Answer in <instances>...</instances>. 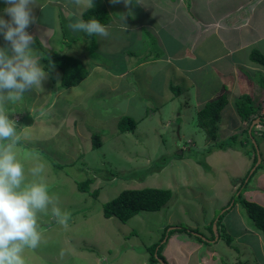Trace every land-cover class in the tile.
I'll return each mask as SVG.
<instances>
[{
    "label": "rangeland",
    "instance_id": "rangeland-1",
    "mask_svg": "<svg viewBox=\"0 0 264 264\" xmlns=\"http://www.w3.org/2000/svg\"><path fill=\"white\" fill-rule=\"evenodd\" d=\"M238 1L244 2L199 0L198 13L210 16L211 13L230 11L229 4ZM2 4L4 7V0H0V8ZM94 5L108 9L113 17L111 26L124 19V12L130 14V19H135H132L134 25L126 19L122 27L109 28L106 25L109 30L107 38L88 37L83 33V36L69 42L72 48L65 42L62 52L81 58L90 75L75 87L60 89V76L58 78L54 71L61 92L55 95L57 88L51 90L53 104L48 110L38 113L41 103L28 104L35 96L25 93L23 100L19 101L25 105V111L15 110L9 114L17 122L20 140L16 150L25 164L26 174L28 169L43 164L45 171L42 175L49 185L50 194L58 198V206L62 210L70 213L66 228L57 223L50 211L48 215L40 216L41 243L36 249L25 250L26 264H161L160 258L170 256L168 251L175 244L174 238L181 245L171 248L178 264H183L199 243L205 245V249L197 253L202 259L200 264H203V256L211 264H264V233L259 230L260 237L252 232L248 235L243 230L240 217L234 216L236 209L225 213L227 204L220 205L227 200L229 204L236 201L246 227L257 229L244 204L264 206V162L248 185L255 166L250 168L243 182L231 175L239 169L235 162L233 164L237 168L232 163L228 165L232 172L226 169L228 180L225 181L223 174L213 173L221 184L213 185L199 175L195 162L204 158L206 150L216 149L218 140L206 144L209 139L198 127V88L171 68L172 61L174 64L176 61L196 81H209L200 83L206 93H213L219 85L221 91V86L232 76L231 72L218 69L214 60L208 65L206 61L214 53L216 56L222 54L219 50H225V46L238 44V39L235 38L233 44L226 40L225 46L220 43L211 47L209 40L213 38V31L207 32L206 27L204 30L200 27L196 34L198 56L195 58L191 50L184 48L188 37L182 33H187L186 29L180 30L189 16L172 8L171 5H176L172 0H141V4L134 3L131 9L123 3L112 4L110 0H94ZM143 12L147 14L149 24L158 20L154 26L160 28L162 36H158L155 29H138ZM33 13L36 15L37 12ZM156 38L159 43L155 42ZM162 49L165 50L164 58H150L162 54ZM184 49L190 58L195 59L182 54ZM225 57L231 59V55L226 54ZM201 59L204 61L200 62ZM196 66L200 67L199 70ZM125 67L129 69L121 73L120 69ZM205 67L211 71L209 76L203 69ZM260 67L264 71V67ZM257 74L264 75V72L257 71ZM212 76H217L216 82H220L214 88L210 82ZM252 76L257 78L254 73ZM245 83L239 95L244 92ZM176 88L182 92L175 99ZM250 90L255 97V88ZM54 97L58 98L54 100ZM173 98L174 101L171 100ZM235 106L230 100L221 118L229 121L226 124L237 127L239 117ZM124 115L133 117L138 124L133 130L119 133L117 123ZM256 130L253 136L262 149L264 138L259 133L264 126L260 131ZM94 134L100 137L102 144L99 147L93 146ZM182 135L184 138L179 142ZM233 135L238 136L239 132H232L223 140L230 142ZM245 135L247 133L243 132L244 138ZM190 139L193 146L184 149L182 154V148ZM237 141L234 147L240 148ZM189 157L193 162L188 165ZM87 178L95 180L90 189L99 192L96 198L78 189V182ZM28 179H32L30 174ZM143 187L168 188L173 195L161 210H142L127 222L104 216L105 202L125 189ZM241 191L242 195H239ZM211 218H214L212 230L210 225L203 228L202 225L205 227ZM215 222L221 235L217 245L205 242L208 237L202 233L216 240ZM227 236L232 239L233 246L228 245ZM155 243L158 245L152 252L151 246ZM210 245L212 248L209 249ZM218 252L223 254V259ZM152 254L157 260L152 261Z\"/></svg>",
    "mask_w": 264,
    "mask_h": 264
},
{
    "label": "crops",
    "instance_id": "crops-1",
    "mask_svg": "<svg viewBox=\"0 0 264 264\" xmlns=\"http://www.w3.org/2000/svg\"><path fill=\"white\" fill-rule=\"evenodd\" d=\"M172 1L174 3H176L175 6L171 5L172 8L180 9L183 13H185V14H187V16H189V18L186 21H184V23L182 24V27L180 28V30L183 31V29H186L187 33H182L183 35L188 37V42L186 44H184V48L187 49V51L191 50V55L194 54L195 58L198 56L196 53V49H195V43H196V41H198L196 34L200 31L199 30L200 27L203 30L206 27L207 32L213 31L212 32L213 38L209 40V42L211 41V43H212L211 47H216V46L220 45V43H222L225 46L227 43L226 40H228L230 43L233 44L235 41V38L238 39V41H239V42H237L238 44H236L232 47H230L231 45L228 47L225 46L224 49L226 51L225 50H219L222 52V54H218V56H216L214 53V55H212L211 57H208L209 59H208V61H206V63L208 65V64H210V62H212L214 60L213 62L217 64L218 69H220L221 71L226 70V71L231 72L232 76H230V78L227 79V81L224 84L222 83L223 86H225V85L231 86V87L229 86L230 87L229 104H230V100H231L234 103V105H236L237 98L240 96L239 95L240 94V88L242 87V85H244L243 82H247V83H245L246 88L242 94H245L247 92L251 93L250 89L255 88L256 96L254 97V99H255L254 104H255V107H257L260 110V115H264V106H263V104H264V75L259 74L261 77V80H259V75L257 74V71H259V72H264V71L260 67L262 65L251 60V52L253 49L258 48L261 51H262V49H264V0H244L243 3L239 2V1L233 2V4H229L230 5L229 9H232V10L222 12L219 14L218 13H211L210 16L200 15L198 13L199 12V9H198L199 0H172ZM187 2L190 5H187L186 4ZM39 3L43 7L36 6L33 8V12H37L35 15V17L37 19H36V23L32 24L28 28V31H29V33L34 35L36 40L40 41L41 45L45 49H47L48 51H50L52 53L55 51H61V50H63V44H65V42L69 43L71 41H74L75 38H78V37L83 36L85 34V33L84 34L83 33H72L67 28V24L69 21L66 20V16L71 15V12L73 10V7L70 3V0H39ZM1 6L2 7L0 9H2V11L5 7H7V5L5 3H4V7H3V4ZM2 11H0V12H2ZM133 14H134V12H133ZM142 15H143V17L145 15V17L144 18L142 17L143 19L140 18L139 21L141 24L137 25L138 29H145V30H148L149 28H150V30L155 29V33L157 32L158 36L159 35L162 36L160 28L159 27L157 28L154 26V24L158 23V20L155 21V23H153V24H149L147 14L145 12H143ZM3 16L6 20L9 19V17L6 14H4ZM123 18L124 19L119 21L120 23L113 24L111 26L110 25L112 23L111 22L108 25V27L110 28V26L111 27L125 26V25H123L122 22H123V20H126V19L130 20V22H128V23H131V25H134L133 24L134 22L132 20L134 18H132V19L128 18L126 12H124ZM161 28H162V26H161ZM219 34L221 35L220 37H222V40H220ZM68 37H70V38H68ZM244 39H246V40H244ZM155 42L159 43L158 38H156ZM140 43H142V41ZM6 46L7 45H6V42L4 41L3 35H0V47H6ZM34 47H35V44H34ZM69 47L72 48L71 45ZM185 49H184L182 54H186V56L189 57V53L187 51L185 52ZM162 51H163L162 54H159L157 56L155 55L156 57L154 56V57H150V58L154 59V60L155 59L159 60L161 58H164L163 55H165V50L162 49ZM35 53L41 57V54H40L37 47H35ZM207 54H204V57L207 56ZM226 54H228L229 56L231 55V57H230L231 59H227L225 57ZM160 56H162V57H160ZM165 57H168V56L166 55ZM195 58L192 57L190 59H195ZM142 59L146 60V57L142 58ZM173 60L175 61V59H173ZM199 61L202 62L204 60L201 59ZM41 64L43 66H45V60L41 59ZM128 64L132 66L130 61ZM128 64H127V66H128ZM213 64H211V65H213ZM171 65L173 66V67L171 66V68L173 69V72L175 74L182 75L186 79H189L191 84L194 85L196 88H198V94H197L198 107L196 109L197 113L200 109H202L205 106V104L209 100H211L215 95H217L220 92V85H219V86H217L216 89H213V93H212V91L209 93H206L204 86L201 85L200 83H209V81L208 82L196 81L193 76L188 75V72H186L185 68H180L179 66H181V65L176 63V61H175V64L172 61ZM195 68H197V70H199L200 67L196 66ZM127 69H129V68L125 67L124 69H120V72L121 73L125 72ZM203 69L206 71V75L209 76L211 71L209 72L206 69V67ZM45 70L47 71L48 76L44 80V82L42 83V87L37 89V90H33V91L27 93V96H35V98L32 101H30L28 104L35 105V104L41 103V110H38L39 111L38 113L48 110V108L51 106V104H53V97H52L51 90L52 89L54 90V88L56 87L57 89L54 90V94L56 95L57 93L61 92L60 89L62 88V87H60V89H58L57 85H55V86L53 85L54 83L52 81L51 72H49V69H45ZM53 70L56 71L58 78L60 76V80H59V83H60L61 76H62L61 70L58 67H54ZM253 73L257 75L256 79H254V77L252 76ZM242 77H244V79H241ZM216 81H218V77L212 76V80H210V82H211V85L213 88L216 87V84L218 85V83H220V82H216ZM223 86H221V87H223ZM181 92L182 91H180V94H181ZM179 95H175L174 96L175 99ZM57 98L58 97H54V100ZM175 99L173 98L171 100L174 101ZM206 100H208V101L205 103ZM20 102H17L15 105H12L11 103H9L7 105V107L13 112L15 110H16V112H22L23 109L25 111V109H26L25 105L20 103ZM235 107H236L235 109L237 110V105ZM223 110H222V112H223ZM13 112H10V114H12ZM257 116H259V115H257ZM238 117H239V120H238L239 123H238L237 127L236 126H230V125L226 124V123H229V121H225L220 117L219 135H220L221 140H223V138H226L232 132H235V131L239 132V136H240L239 139L240 140L244 139L243 132L245 134V131L246 130L248 131V128L250 127V125L252 124L254 119L249 124V121L243 120L241 118V116H239V114H238ZM166 125H167V123H166ZM198 127H200V126L198 125ZM182 138H184L183 135L180 137L179 142L182 140ZM191 139L188 140L189 143H187V145H185L182 148V154L184 153V149H187L188 147L190 148L193 146V141H191ZM262 141L263 142H262L261 152H262V161L264 162V139H262ZM179 142L177 144H179ZM205 142L208 145V144H210L211 141L208 140ZM206 144H204V145H206ZM248 151L252 152V149L250 150L248 148ZM251 152L246 153L245 151H243L242 148H237V147H229L226 149L217 147L216 149L206 150L204 158L202 160H197V162H195V161L194 162H195V165L198 166L199 175L201 177H203L204 179L210 180V182L213 185H216V184H221V183L217 182V179H215V177L213 176V173L215 172V173H218L219 175L223 174L225 177V181L228 180L229 177L227 175L226 169L229 168V170H231V172H232V169L228 165L230 163L233 164V162H235L237 164L239 169H238V171H236V172L233 171L231 173L232 177L243 179L245 176H247V174H248V172H249V170L252 167L253 162H254V153H251ZM191 162H193V159L191 157H189L187 159V164L189 165ZM233 167L237 168L236 165H234V164H233ZM235 181H236V184L239 183L238 179ZM188 184L191 185V183H188ZM220 196H222V194ZM224 199L226 200V198H224ZM227 202L229 203V200H227L226 202H223L220 205L228 204ZM236 213L237 214L234 216H237V218L240 217V220L242 222V227H243V230L245 231V233L248 234V232H252L255 234L256 237H260L258 229L246 227V225L244 224V219L242 218L243 216H240V210L238 207H236ZM213 219L214 218L207 220L205 227H204V225H202L203 228H206L207 225H211L213 222ZM227 224H230V222H227ZM191 228H193V227H190V229ZM202 233L206 237L210 238L209 240H212L213 237H210L208 234H205V232H202ZM237 234L239 235V233H237ZM220 237L221 236L219 234V239H220ZM219 239L212 240V242L209 240H206L205 242H208V243H214L215 242V245H217ZM166 240H167V238H166ZM172 241L175 244L170 246V251H168V252H170V256L163 259L166 262V264H178V260L175 256V254H173L171 252V248L175 247V246L180 247L181 245L178 244V240L176 238H174ZM228 245L233 246L232 242H231V244H228ZM210 248H212L211 245L209 246V249ZM202 249H205V245H203L202 243L197 244L196 248H194L190 251V254L186 257V261L183 264H200L202 259H201L200 254H197V253L199 252V250H202ZM214 251H216V250H214ZM218 254H219V257L221 259H223V256H222L223 254L221 252H218ZM203 259H204L203 264H211L210 262L207 261V258H205V256H203ZM263 261H264V256H263ZM160 262H161V264H163L162 261H160Z\"/></svg>",
    "mask_w": 264,
    "mask_h": 264
},
{
    "label": "clouds",
    "instance_id": "clouds-1",
    "mask_svg": "<svg viewBox=\"0 0 264 264\" xmlns=\"http://www.w3.org/2000/svg\"><path fill=\"white\" fill-rule=\"evenodd\" d=\"M4 3L7 7L3 12L9 19L6 20L0 15V35H3L7 45L0 47V264H26L25 250L36 249L41 243L40 216L48 215L50 211L57 223L66 228L70 213L62 210L58 206V198L50 194L49 185L42 175L45 171L43 164L28 169L26 174L25 164L16 150L20 140L17 122L10 118L9 114L13 111L7 107L9 103L15 105L23 100L25 93L41 88L42 82L48 76L45 67L41 64L42 58L33 48L36 38L28 31L37 19L33 8L43 6L39 0H4ZM70 3L73 10L71 15L66 16V20L69 21L67 28L72 33H85L88 37L109 36L107 26L110 23L106 26L95 16L84 19V14L95 6L94 0H70ZM110 3H123L126 8L131 9L134 3L141 4V0H110ZM50 67L54 66L50 65ZM260 116L264 117V115L257 117ZM263 121L255 123L251 134L249 133L254 146L253 140L256 143L257 140L253 136V131L256 128V132L260 131L264 126ZM262 132L264 131L260 132L261 136ZM257 145L261 164L262 152L258 143ZM240 148L245 151L244 147ZM248 148L252 149L250 145L247 146V152ZM255 150L258 156L256 146ZM257 167L252 170L247 185ZM29 174L32 177L30 180ZM239 195H242V191ZM233 203L227 204L225 213L233 208L236 209V201ZM218 229L217 223L216 232L220 234ZM160 259L164 264V260Z\"/></svg>",
    "mask_w": 264,
    "mask_h": 264
},
{
    "label": "trees",
    "instance_id": "trees-1",
    "mask_svg": "<svg viewBox=\"0 0 264 264\" xmlns=\"http://www.w3.org/2000/svg\"><path fill=\"white\" fill-rule=\"evenodd\" d=\"M92 16L98 18L105 25L111 23L113 18L111 13L105 7H93L84 14V19L87 20ZM127 16L130 18V14H127ZM67 44L70 46L69 43ZM35 45L41 54V58L45 60L44 67L45 69H49V72H51L52 80L55 85H57V80L53 70L54 67H58L62 71L60 87L63 88L75 87L90 75L89 68L81 58L73 56L68 52H62V50L52 53L45 49L39 40H36ZM251 60L264 67V53L260 49L256 48L252 50ZM50 65H53L54 67H50ZM180 91L181 89L176 88V95H179ZM229 93V85L223 86V89L198 111L199 126L203 128L209 141L218 140L216 146L219 148L226 149L234 147L238 142L237 140H239L240 145L244 147L247 152V146L252 145V152L248 151V153H254V166L257 162L258 156L257 153H255V146L250 140L247 130L245 132L247 135H245V138L242 140L239 139V135L231 136L229 138L231 139L230 142L228 140H219V122L221 112L229 103ZM254 100V96L247 92L245 94H241L236 101L239 116H241V118L245 121H250V123L257 115L260 114V110L255 107ZM137 124L138 122L136 119L128 115H124L117 123L118 131L119 133H124L133 130L136 128ZM262 138H264V132H262ZM92 139L94 147L101 146L102 143L99 135L94 134ZM261 164L258 165L257 170L260 168ZM94 181L95 180L93 178H87L86 180L80 181L77 184L78 189L82 192H89L96 198L99 192L91 191L90 189V185ZM172 195V190L168 188L143 187L125 189L118 196L103 204V214L106 218L117 217L121 221L127 222L129 219L139 214L142 210H161L171 199ZM244 205L247 207L250 219L253 221L252 223L254 226L264 233V206L251 203ZM210 228L212 230V224L210 225ZM180 229H182V227ZM231 241L232 239L227 236L228 244H231ZM157 245L158 243H155L151 246V250L153 249L152 252H154ZM151 259L152 261L157 260L154 258L153 254ZM162 259L164 258L162 257Z\"/></svg>",
    "mask_w": 264,
    "mask_h": 264
},
{
    "label": "water",
    "instance_id": "water-1",
    "mask_svg": "<svg viewBox=\"0 0 264 264\" xmlns=\"http://www.w3.org/2000/svg\"><path fill=\"white\" fill-rule=\"evenodd\" d=\"M262 120H264V117H257L256 119H254L253 120V123H252V125H251V127H250V129H249V133L251 134V132H252V128H253V126H254V124L255 123H259L260 121H262ZM253 142H254V144H255V146H256V149H257V152H258V160H257V162H256V164H255V167L254 168H256L259 164H260V162H261V156H260V154H259V148H258V145H257V143L255 142V140H253ZM254 170V169H253ZM214 231L216 232L217 231V223L215 222V224H214ZM216 238L218 239V235H217V232H216ZM207 240V239H206ZM161 260V259H160ZM165 264V263H164Z\"/></svg>",
    "mask_w": 264,
    "mask_h": 264
}]
</instances>
